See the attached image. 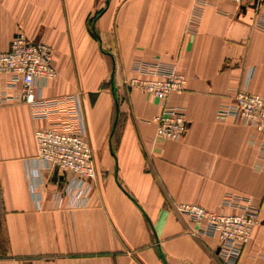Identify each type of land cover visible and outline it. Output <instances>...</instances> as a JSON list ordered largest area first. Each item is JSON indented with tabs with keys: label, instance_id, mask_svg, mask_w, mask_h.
<instances>
[{
	"label": "crops",
	"instance_id": "0c3cea01",
	"mask_svg": "<svg viewBox=\"0 0 264 264\" xmlns=\"http://www.w3.org/2000/svg\"><path fill=\"white\" fill-rule=\"evenodd\" d=\"M19 32L54 48L44 95L80 94L97 175L86 207H56V173L36 169L45 121L0 102V264H223L175 205L232 212L228 193L261 207L237 264H264V133L217 119L234 89L264 95V15L232 0H0V52ZM153 59L187 78L168 98L189 123L179 140L156 138L160 102L129 85Z\"/></svg>",
	"mask_w": 264,
	"mask_h": 264
},
{
	"label": "built area",
	"instance_id": "2783aa9c",
	"mask_svg": "<svg viewBox=\"0 0 264 264\" xmlns=\"http://www.w3.org/2000/svg\"><path fill=\"white\" fill-rule=\"evenodd\" d=\"M232 1L264 15V0ZM199 22V11H193L187 31H196ZM134 69L136 75L129 80V85L143 89L162 106L153 119L156 138H183L189 128L184 109L168 104L171 93L183 90L187 84L178 64L159 59L137 60ZM57 75L52 45L19 32L12 38L8 50L0 52V102L21 100L30 106L35 119L45 121L34 132L35 161L36 169L43 167L56 173L51 191L55 206L86 207L97 175L93 149L87 138L80 94L46 97L43 93ZM232 96L231 103L218 108L217 119H229L264 133V95L244 85L234 89ZM223 204L234 211H215L191 202L177 203L175 210L196 221L200 233L219 239L218 255L223 264H237L254 228L262 222L261 207L254 205L250 198L232 193L224 197Z\"/></svg>",
	"mask_w": 264,
	"mask_h": 264
},
{
	"label": "rangeland",
	"instance_id": "374dc122",
	"mask_svg": "<svg viewBox=\"0 0 264 264\" xmlns=\"http://www.w3.org/2000/svg\"><path fill=\"white\" fill-rule=\"evenodd\" d=\"M110 83L108 82V85H109Z\"/></svg>",
	"mask_w": 264,
	"mask_h": 264
}]
</instances>
